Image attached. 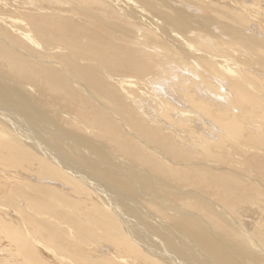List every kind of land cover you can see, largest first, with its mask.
I'll use <instances>...</instances> for the list:
<instances>
[{
	"label": "bare ground",
	"instance_id": "obj_1",
	"mask_svg": "<svg viewBox=\"0 0 264 264\" xmlns=\"http://www.w3.org/2000/svg\"><path fill=\"white\" fill-rule=\"evenodd\" d=\"M0 264H264V0H0Z\"/></svg>",
	"mask_w": 264,
	"mask_h": 264
}]
</instances>
